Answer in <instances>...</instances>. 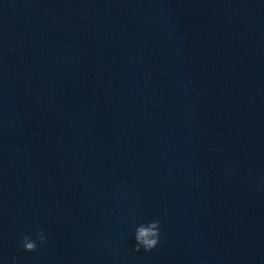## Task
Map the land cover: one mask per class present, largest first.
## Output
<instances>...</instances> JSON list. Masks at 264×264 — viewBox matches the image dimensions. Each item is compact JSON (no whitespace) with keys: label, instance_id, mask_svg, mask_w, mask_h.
<instances>
[{"label":"water","instance_id":"obj_1","mask_svg":"<svg viewBox=\"0 0 264 264\" xmlns=\"http://www.w3.org/2000/svg\"><path fill=\"white\" fill-rule=\"evenodd\" d=\"M155 220L159 244L136 251ZM13 257L264 264V0H0Z\"/></svg>","mask_w":264,"mask_h":264},{"label":"clouds","instance_id":"obj_2","mask_svg":"<svg viewBox=\"0 0 264 264\" xmlns=\"http://www.w3.org/2000/svg\"><path fill=\"white\" fill-rule=\"evenodd\" d=\"M135 250L140 251H152L157 247L160 241V222L159 220L150 221L147 224L139 225L134 234ZM37 241L43 244L47 241V237L43 230H40L36 234V239H32L29 236H25L21 241V246L23 250L28 252H33L37 249ZM12 264H18V258L13 257Z\"/></svg>","mask_w":264,"mask_h":264}]
</instances>
